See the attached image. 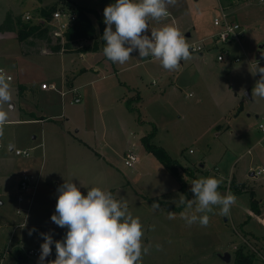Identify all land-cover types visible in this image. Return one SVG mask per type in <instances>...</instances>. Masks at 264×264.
<instances>
[{
    "label": "rangeland",
    "instance_id": "1",
    "mask_svg": "<svg viewBox=\"0 0 264 264\" xmlns=\"http://www.w3.org/2000/svg\"><path fill=\"white\" fill-rule=\"evenodd\" d=\"M218 1L240 23V42L215 43L212 36L221 29L213 25ZM115 2L0 0V24L8 11L23 22L45 24L40 21L44 7L90 8L88 17L98 41L96 49L80 51L93 41L60 42L52 39L48 25L47 35L23 41L16 32H0V68L11 77L7 80L11 100L0 102V112L6 113L0 122V249L7 248L1 264H29L26 250L40 249L44 243L40 233H52L57 241L65 236L67 229L51 221L57 189L65 180L84 195L88 188L99 187L125 199L143 225L144 245L151 246L142 264H235L237 251L250 254L252 264H261L264 135L259 124L264 122V99H254L252 90L260 79L259 73L253 74L258 65L264 67V4L175 0L168 5L169 15L159 22L149 20L146 33L150 36L151 29L171 25L190 45L191 58L167 71L152 57L141 60L138 50L123 65L103 55L104 9ZM193 44H202V52L192 51ZM259 50L263 56L257 60ZM71 85L77 91L70 92ZM113 86H127L122 95L128 93L130 109L114 95ZM74 96L80 101L73 102ZM44 116L52 119L34 120ZM151 132V143L163 147L176 162L177 175L142 145L141 137ZM126 151L138 156L133 167L123 162ZM259 169L263 171L257 173ZM252 171L255 175H250ZM23 175L34 178L33 197L25 226L12 230L21 221L14 209ZM200 177L217 178L218 191L236 197L227 217L219 215L218 208L208 214L207 227L188 226L179 215L180 195L192 199L191 182ZM251 197L258 214L250 208ZM153 203L160 209L153 210ZM168 212H176V218L168 219ZM244 229L249 231L245 241L238 236ZM55 258L53 245L47 260Z\"/></svg>",
    "mask_w": 264,
    "mask_h": 264
},
{
    "label": "clouds",
    "instance_id": "2",
    "mask_svg": "<svg viewBox=\"0 0 264 264\" xmlns=\"http://www.w3.org/2000/svg\"><path fill=\"white\" fill-rule=\"evenodd\" d=\"M175 0H116L104 9L105 42L103 55L111 62L125 64L131 53L139 52L141 60L152 57L167 71L177 69L182 61L191 58L190 45L180 31L171 26L149 30V20L161 21L168 15V5ZM264 4V0H261ZM252 97L264 99V67L258 65L254 76ZM11 100L10 85L0 75V102ZM6 113L0 112V122ZM221 181L215 177H200L191 182L192 199L180 195L178 205L183 206L180 217L188 226L207 227L209 213L218 208V214L227 217L236 197L231 192L222 195ZM58 199L51 221L66 228L65 236L57 241L52 233H40L44 243L40 246L38 264H142L150 245L143 243L144 230L138 216L129 210L124 198L116 199L110 191L99 187L88 188L84 195L73 182L66 181L57 189ZM153 210L160 209L153 203ZM176 212H168L175 219ZM36 229L29 232L32 235ZM55 245L56 258L48 261ZM159 248V245H157Z\"/></svg>",
    "mask_w": 264,
    "mask_h": 264
},
{
    "label": "built area",
    "instance_id": "3",
    "mask_svg": "<svg viewBox=\"0 0 264 264\" xmlns=\"http://www.w3.org/2000/svg\"><path fill=\"white\" fill-rule=\"evenodd\" d=\"M261 2V0H259ZM218 9L219 13L213 17V25L216 27H220L221 29L212 36L216 44H225L229 41H237L240 42L242 38V28L240 23L231 16L230 13L226 11V8L222 5L221 1H218ZM169 15V12H168ZM26 20L30 19V16L27 14L25 16ZM76 15L75 13L64 10V9H55L49 18V21H46L44 18H40V21H43L45 25L49 26L50 34L52 39L60 40V42L65 43V32L71 26L73 21L75 20ZM47 26V27H48ZM86 40V39H84ZM223 48V45H221ZM192 51H199L202 52L203 45L202 44H193L191 45ZM219 60H222L223 57L219 56ZM0 75H4L7 80H10L11 77L5 74L4 70L0 68ZM42 87L45 88L46 85L42 84ZM51 89H55L54 84H50L48 86ZM72 92H75L76 89H72ZM62 98L65 96V92H60ZM73 102H79V96H74L72 99ZM259 130L264 135V122L259 124ZM192 152V149L189 150ZM16 154H23L28 155V151L21 152L20 150L15 151ZM138 156L133 153L132 151H126L123 155V162L128 167H133L135 163L138 162ZM262 169H259L257 173L262 172ZM33 176L32 175H23L21 176L19 183H18V192L16 195V206L14 212L17 216L21 218V221L13 226L12 230H15L18 227H24L26 224L27 215L30 211L31 201L33 197V190H31L32 186H35L33 183ZM228 190V189H227ZM243 241L245 239L243 238ZM236 248V247H234ZM6 249H0V264L3 256L5 255ZM27 258L30 260L29 264H38V258L40 255V249L38 247L28 248L26 250ZM261 257V264H264V256L258 254Z\"/></svg>",
    "mask_w": 264,
    "mask_h": 264
},
{
    "label": "trees",
    "instance_id": "4",
    "mask_svg": "<svg viewBox=\"0 0 264 264\" xmlns=\"http://www.w3.org/2000/svg\"><path fill=\"white\" fill-rule=\"evenodd\" d=\"M57 8L54 6H50L49 8H42L40 10V14L42 17L49 18L51 13ZM73 13H75L76 18L71 24V26L65 32L66 43L73 42L76 40L87 39L92 40V45H87L82 47L80 51H86L89 49H96L98 47V41L96 38L95 28L88 17V13L92 12L90 8L75 5L70 9H67ZM47 26L41 22H30V21H22L21 16H14L11 11L6 13V16L3 22L0 24V32H16V37L19 41H23L29 36H39L43 37L47 35ZM55 48H59L58 44L54 45ZM134 99L139 100V97L136 96ZM131 100L126 99L125 105L127 108H131ZM152 132L141 137V143L144 148L154 154L168 169L172 171L175 175H177L176 170V162L170 157L167 151L161 147L151 143L150 139L152 137ZM233 184L230 183V190L232 191ZM151 201H157L156 198H151ZM161 202V201H159ZM250 208L254 213H259V207L254 199L250 198ZM253 258L250 254L243 253L241 251H237L235 254V264H252Z\"/></svg>",
    "mask_w": 264,
    "mask_h": 264
},
{
    "label": "crops",
    "instance_id": "5",
    "mask_svg": "<svg viewBox=\"0 0 264 264\" xmlns=\"http://www.w3.org/2000/svg\"><path fill=\"white\" fill-rule=\"evenodd\" d=\"M201 53V52H200ZM120 83V82H119ZM122 85V84H121ZM125 87H127V86H113V90H114V95H117L118 94V97L117 98H120L122 101H125L126 99H127V97H128V93H124L123 95H122V93L124 92H122V88H125ZM72 89H76V91H77V89H78V87H76V86H73V85H71V86H69V91L71 92V90ZM129 89H130V87H129ZM32 91H34V90H32ZM129 91V90H128ZM64 92V91H63ZM121 96V97H120ZM131 97H136V96H134V95H132V96H130V98ZM119 100V99H118ZM37 119H34V120H40V121H50L51 119H52V117L51 116H44V117H36ZM223 188V187H222ZM225 194H227V192L225 191ZM225 220H227V218H225ZM13 229V228H12ZM245 230V229H244ZM249 231H247V230H245V231H242L241 233L240 232H238L239 234H238V236L241 238V240H243V238L245 237L244 236V234L245 235H247V237H249L248 236V233ZM234 247H237V245H234L233 246V249H234Z\"/></svg>",
    "mask_w": 264,
    "mask_h": 264
},
{
    "label": "water",
    "instance_id": "6",
    "mask_svg": "<svg viewBox=\"0 0 264 264\" xmlns=\"http://www.w3.org/2000/svg\"><path fill=\"white\" fill-rule=\"evenodd\" d=\"M261 47H262V46H260V48H261ZM262 56H263V55H262L261 51L259 50V51L256 53V59H257V60H258V59H261ZM250 175H255V174H254V171H252ZM226 258L229 259L230 256L227 255ZM19 259H21V256H19Z\"/></svg>",
    "mask_w": 264,
    "mask_h": 264
}]
</instances>
